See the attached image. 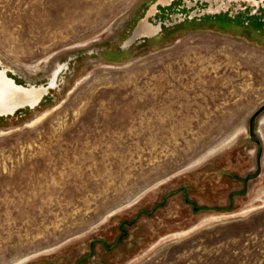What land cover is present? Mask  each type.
I'll return each mask as SVG.
<instances>
[{
	"label": "rangeland",
	"instance_id": "374dc122",
	"mask_svg": "<svg viewBox=\"0 0 264 264\" xmlns=\"http://www.w3.org/2000/svg\"><path fill=\"white\" fill-rule=\"evenodd\" d=\"M167 1L0 0V264H264V0Z\"/></svg>",
	"mask_w": 264,
	"mask_h": 264
},
{
	"label": "bare ground",
	"instance_id": "6f19581e",
	"mask_svg": "<svg viewBox=\"0 0 264 264\" xmlns=\"http://www.w3.org/2000/svg\"><path fill=\"white\" fill-rule=\"evenodd\" d=\"M55 83L56 81L54 79L50 87L35 86L28 88L18 85L7 75V71L0 70V117L15 116L18 112L26 109L35 110L40 106L49 92L55 88ZM27 105H30V107ZM17 106L27 107L14 113Z\"/></svg>",
	"mask_w": 264,
	"mask_h": 264
},
{
	"label": "flooded vegetation",
	"instance_id": "af4514ba",
	"mask_svg": "<svg viewBox=\"0 0 264 264\" xmlns=\"http://www.w3.org/2000/svg\"><path fill=\"white\" fill-rule=\"evenodd\" d=\"M167 3H170V1L168 0L167 1ZM263 4V7H258V12L262 15V13H263V11H264V2L262 3ZM248 11H250V10H248ZM238 15H240V14H238ZM249 15H250V12H249ZM248 15V16H249ZM256 15H258V14H255V15H252L251 16V18H256V19H258L257 17H256ZM260 15V16H261ZM259 19H261V18H259ZM264 21V20H263ZM160 31V29H159V27H151V26H149V25H147L145 22L139 27V29L137 30V32L135 33V37L134 38H137V37H140V36H142V35H145V34H154V33H157V32H159ZM59 70H56L55 72H54V79H55V81H56V83H55V86L57 85V83H58V78H59ZM58 76V77H57ZM53 79V80H54Z\"/></svg>",
	"mask_w": 264,
	"mask_h": 264
},
{
	"label": "water",
	"instance_id": "95a60500",
	"mask_svg": "<svg viewBox=\"0 0 264 264\" xmlns=\"http://www.w3.org/2000/svg\"><path fill=\"white\" fill-rule=\"evenodd\" d=\"M28 107H30V105H27ZM27 106H17L16 108H15V110H14V113H16L18 110H20V109H23V108H25V107H27ZM13 113V114H14Z\"/></svg>",
	"mask_w": 264,
	"mask_h": 264
}]
</instances>
